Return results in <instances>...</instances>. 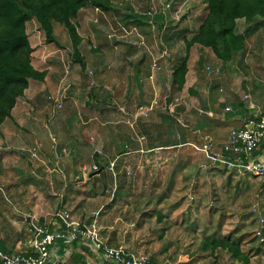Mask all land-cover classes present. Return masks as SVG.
Masks as SVG:
<instances>
[{"label": "rangeland", "instance_id": "obj_1", "mask_svg": "<svg viewBox=\"0 0 264 264\" xmlns=\"http://www.w3.org/2000/svg\"><path fill=\"white\" fill-rule=\"evenodd\" d=\"M108 1L110 7L108 12H110L113 7L121 6L124 2H128L130 0H118L112 2L113 4H111L110 0ZM151 1L152 0L148 1V5L151 4ZM153 1L156 2L158 0ZM205 1L206 0H172V9L168 14L171 15L174 8V12L178 11V13L176 15L172 14L173 19H170L169 16L167 21L165 19L164 30L162 29L163 27L161 28V36H157L154 33L156 39L159 40L160 43L161 41L163 42L160 46V53L166 50L167 54L169 55L168 57H170L167 59V62L172 56H175L176 61L180 63L185 61L186 63L187 72L184 78L185 83L182 90L180 92L173 90L172 81H170V91L168 94L166 91L162 95L164 97L161 98L157 92V96H159L161 100L158 98L154 99L161 101V104H164L166 108H169L163 112L160 111V113H165L170 119L174 120L173 122L176 124L174 129H177V131L180 132V137L182 134H186L187 137L184 139L185 141H181L179 145L176 148L174 147L172 150L167 149L163 151L161 150L160 152H150L143 154V157H133L135 155L125 156L127 160L125 161L126 163L124 165L138 166L134 167L133 169H129V172L131 173L129 178L132 182L130 187L134 188L133 191L137 195H144L148 198V200L138 203L136 202L137 197H133L130 199L129 203L131 204L130 207L133 209L144 208L148 210L147 212L150 218L149 237L151 238L149 239V242L151 243L152 247H154V250H157V248L163 246L162 248H164L166 253L169 254V264L186 261H188V264H197L198 260L205 258L208 259L209 264H264L263 180H256L254 177L241 175L237 173L235 169H226L221 161L213 164L214 167L212 168L213 165L211 164V160L209 158L210 156L215 157L213 153L216 154V156L221 154V146L223 145V141L218 143L219 141H217L212 136H209L211 138L208 136H206L208 138H205V136L201 135L200 133L202 132L201 130L204 129H198L194 126L196 122L203 124L204 120L206 119H208L206 122L208 123L213 122L212 119L216 118L215 116L213 118L208 116L206 111L210 108L209 99L212 98L213 95L223 94L219 89L222 87L224 88V75H227V80L229 79L228 81L233 83L234 80L244 83L255 81L259 86H264V29L259 28L254 31H250V39L244 42V51H239L235 55L234 59L231 61V67H227L225 70H223V68H218L219 73L217 75L212 74L214 72L208 73L205 71L206 66L212 69L217 68L213 61L217 59H215L211 51L206 48H201L196 44L187 49L186 45L184 44V40H190L198 28L197 27L195 29L194 25V29H192V25L184 21L190 16V18H196L197 26H199L202 19H204L206 15ZM136 9H138V6H136ZM96 11H98V14L99 12H102L99 9ZM191 12L193 13L191 14ZM177 15L178 20L176 18ZM74 20L75 17L71 19V24L75 28V24L73 23ZM29 22H27V26H34L36 31V33H32V35L36 37L33 43L34 45L31 48L32 53L38 52L40 50L42 51L44 46L47 44L44 32L39 28L34 19H31ZM178 25L180 26L178 27ZM173 26L178 28L176 32H173L169 35L170 31L166 29L172 28ZM253 26L254 22L247 24L243 20H237L235 32L236 34L242 36V34L247 29L250 30L253 28ZM146 27V31L153 33L148 24ZM133 29L139 32L138 28L133 27ZM53 30L55 31V35L59 38H61L62 34H65L64 40L67 45H65L66 47H63L59 44V47L60 49H63L66 54H68L71 65H75L76 63L74 62V54L68 32L61 24L58 23H53ZM91 31H94L93 27ZM109 31L110 29L108 32ZM138 32H131V34L134 35L131 38L138 36ZM75 33L77 34L76 28ZM103 39L108 42L112 41L111 38ZM138 43L139 42H136V46L133 44V46L130 47V50L137 57L134 63V65L138 67V72L136 74L141 80V83L144 85L147 80V73H143L139 67L144 63L146 68L149 70L151 59H145L144 56L141 55L142 49L138 46ZM155 52H159L157 48ZM182 53L184 57L182 56ZM139 58H142V61L139 60ZM32 60L35 63V58L31 57L30 55V62H32ZM158 60L160 61V59H157V61ZM132 63L133 62H131L130 59L126 57L120 59L117 62L118 65H121L122 67L124 66L126 69V74L128 75L132 74L130 68ZM164 64L163 67L166 69ZM105 67L106 66L103 67V70H99L98 66L95 65L94 73H103L104 75H109L112 70H106ZM81 71H77L76 74L79 75L78 79L80 80V86L77 87H79L78 89L82 93V99H80L81 103L76 106V110L73 109V111L77 112L76 116L78 120L76 119V125H80L79 130L84 133V136L82 139L80 138L81 144L79 149L76 147L77 153L71 152L68 154V152L66 154V158L68 157V159L76 163L83 164V166L86 168V175L88 176L89 174L92 175L97 173V171H92V168L96 166V162L98 165H102L103 163L101 160L96 159L98 156H101V154H98V148L96 146L98 130L95 128H97L101 122L100 120H94L93 117L98 119L99 116H97V114L101 111L112 112L115 110L116 112H119L117 109V106L119 105L115 102L112 103L110 99H107V102L106 100L102 101L101 95L95 97L94 92L97 90V88H95V85L93 87V85L90 83V80L93 78H90L89 75L86 74V71ZM42 76L44 75L42 74ZM28 81L31 82L33 79H28ZM92 81L96 82V80ZM69 82L71 85L73 84L71 80H69ZM236 85L240 86V83ZM63 86L64 84H61L60 82V90ZM24 91L22 95L16 99L14 106L16 107L15 112L19 113L20 117L18 116L17 119H15L16 117L12 118L10 113V116L6 118L9 120H7V123H5L6 127L0 128V156L5 157L4 161L0 160V178L1 176H19L21 173H26L27 168L32 169L37 166L42 167V164L39 162L43 160V158L41 159V148H45L47 150L49 159H53L54 155L52 157L51 154L55 153V150L57 149L56 137L57 139H61L63 142L72 141V139L69 140L70 136L65 134L66 130L64 131L65 135H56L58 134L57 132L56 134H49L52 131L46 130L45 127L41 126L43 122L40 123L39 121L35 120H30V122L35 125L32 128L36 127V131L31 130L33 133L35 132L36 135L33 138L31 137L33 135L30 131L31 127L29 126V122L26 119V115L28 113L35 114L36 112H44V110L50 114H56L63 109L64 100L62 103L60 102L59 105H54L52 101H47L45 99L48 93L40 90V92H38L40 105H37L35 101L24 98ZM69 91L71 92L72 90ZM99 93L101 92H98L97 94ZM233 93L237 94L239 93V90L233 91ZM164 98L166 99L164 100ZM174 99H178V101H174ZM260 99H263V97ZM217 105L219 112L221 111L222 107L220 102L217 103ZM84 107L88 110L84 113L89 114L85 117L86 119L90 120L89 122H86L87 120L83 119V115L80 112V110H83ZM14 116H16V114ZM6 119L4 120L5 122ZM155 119L157 118L155 117ZM140 122L141 121H137L136 124ZM143 122L148 123L150 121L145 120ZM63 123H65L63 126H67L66 121ZM222 124L225 125L224 128L228 130L233 125V121L227 124L222 122ZM63 126H61V128L58 126L54 127V130H61L60 132H63ZM37 128H40L41 131L44 129L42 135L37 131ZM120 128L125 130L127 127L125 125H120ZM150 129L153 130L152 124ZM153 131L158 133L162 132L163 127L155 128ZM125 135L126 133H123V137H120L118 141H115L116 144H119L121 147H123V139ZM103 136L107 138V133L104 132ZM220 136L221 135L218 132V137ZM105 137L103 140L101 137L100 141H106L107 139ZM52 138L54 139V142L51 140ZM160 140L162 141L156 142L162 144L164 143L165 139L161 138ZM169 140H171V138L168 139V141ZM206 140L211 142L213 148L208 158L196 151L197 148L200 147ZM144 143H147V141H141L139 144L143 145ZM145 146L146 144H144L142 148ZM32 149H36V156L34 157H31ZM67 149L68 148H64L63 150L60 149L57 151L58 153L60 152L59 154L65 155V153L69 150ZM125 150L121 149V151H123L122 154H124ZM108 156H110V154ZM162 156L163 159L161 160L159 157ZM164 157V163L166 162L165 164L163 163ZM52 159V166L50 167L51 169L56 170L55 160ZM123 160L124 157L120 156L117 161L118 169ZM134 160H137L138 162L136 165H131L129 161L134 162ZM161 163H163V165ZM199 164L205 166L204 171L198 169ZM17 170L20 172L19 175ZM57 172L58 174H61L60 169L57 170ZM129 172L127 171L126 174L129 175ZM116 174V172L112 173L108 171V169L105 170V168H103V170H101L98 174L94 175L91 179H88L87 182L82 186V189L93 188L96 185H100L99 193L102 199L101 202H104L109 197L108 193L111 192L112 188L114 189V185H116L117 180L119 181L122 178L121 176H125V174L120 176L117 175V178ZM27 175L32 176L33 174L28 173ZM125 181L127 182L128 180ZM55 187L56 186L53 184L49 185V188L52 189V192ZM68 190L70 191L71 189ZM70 193L73 194V192ZM189 197L192 199H189ZM0 200L3 205H6L8 213V216L0 215V218L2 217V224H8L4 225V228L10 232L11 229L9 228V225L14 226V218L11 216V210H13L15 213H17L19 210L12 206V202L6 194L0 193ZM81 202V208L77 211H81L82 206H86V210L89 208L93 211L100 205V202H93L89 205H87V203L85 205L84 200ZM22 203L23 204H21V206H24L26 201H22ZM136 203L138 204L137 206H135ZM25 207L23 208V211H19V213H27L25 211ZM60 209L71 213V211L65 208ZM2 213L3 211H1L0 214ZM76 214V210H73L72 215L75 216ZM166 215L169 217L168 220H170V222H168L169 225H172L169 227L171 231L166 233L164 232L166 228H164L160 230V232H156V221H160L161 219L165 218ZM23 221L24 219L21 218V221L15 220L14 222H16V224H20ZM8 238L9 241L13 242L11 237ZM13 238L15 239V236H13ZM19 238H21L23 244L20 246L21 250L19 252H23L25 251L24 245H28V243L31 241V234L29 230L26 231V233H20ZM226 240H228L230 244L238 246L241 256L245 257L246 259L245 262L237 261L232 257V254L227 248H222V246H220ZM14 251H16L15 244L12 246L11 252Z\"/></svg>", "mask_w": 264, "mask_h": 264}, {"label": "crops", "instance_id": "obj_2", "mask_svg": "<svg viewBox=\"0 0 264 264\" xmlns=\"http://www.w3.org/2000/svg\"><path fill=\"white\" fill-rule=\"evenodd\" d=\"M115 1L118 0H110L111 4ZM135 1L138 9H136ZM148 1L150 0H134V2L128 1L130 3L124 2L121 6L113 7V9L108 13L99 12L98 14V11H96L97 9L90 6H85L77 12L73 23L75 24L77 36L79 38L78 52L79 58L84 64L83 71H81L79 64L76 63L75 65H71L68 54H66V52L59 47V44L63 47H66L65 45H67L64 40L65 34H62L61 38H59L55 35L54 30L53 41L51 43H47L42 51L40 50L31 54V57L35 58V63L33 60L31 62L33 69L38 73H42L44 76L43 79L39 81H28L27 89L23 94L24 98L27 100H33L37 103V105H40L38 98V92H40V90L47 92V96L57 94L60 89L59 86L61 76L65 66H68L69 79L73 82V84L70 89L72 91H68L69 93H66L63 102V109L58 113L50 114L44 110V112H36L35 114L28 113L26 115V119L31 127L30 131H36V127L32 128L35 125L30 122V120H35L40 123L43 122L41 126L45 127L46 130L52 131L49 134H56V132L58 133L56 135L68 134L70 136L69 140L72 139V141L63 142L61 139H57V137L54 136L57 140V149L55 150V153L51 154L52 157L54 155L53 159H51L55 160L56 170L51 169L50 167L52 166V161L47 155V150L45 148H41L40 153L41 159L43 158V160L39 162L42 164V167L37 166L32 169L27 168L26 171L27 174L32 173V176H28L26 173L20 174L18 170L17 172L18 175L20 174L19 176H1L0 193L6 194L12 202V206L16 207L19 211H23V208L26 205L25 211L27 213L22 214L21 212L19 213V211L15 213L13 210L9 209L11 210V216H13L14 221H21V218L24 219V221L20 224H16V222L13 221L14 226L9 225V228L11 229L10 232L4 228V225L8 224H2V217L0 218V251L6 252L7 254L29 253L31 251L30 242L28 245H24L25 251L19 252L21 250L20 246L23 245L21 238H19V234L22 232L26 233V231H28L32 226L40 225L47 227L49 231L55 230L57 228V221L53 219V215L56 211L62 210L60 208H65L71 211L69 214L74 221L82 223L95 221L99 229V238L106 247L122 249L125 253L133 255H144L148 257L149 261L153 264H169V254L166 253L164 248H162L163 246L154 250V247H152L149 242V239L151 238L149 237L150 218L147 212L148 210L144 208L133 209L130 207L131 204L129 202L133 197H137L136 202L138 203L148 200L147 196L137 195L133 191L134 188L130 187L132 182L129 178L131 174L129 169L136 167V163L138 161H129L131 165L134 164L136 166L124 165L127 160L125 158L126 155L143 157V154L150 152H160L161 150L163 151L167 149L172 150L174 147L176 148L181 141H185L184 139L187 137L186 134H182L180 137V132H178L177 129H174L176 127V124L173 122L174 120L170 119L167 114L160 113V111H162L161 109L155 110L156 112H152L150 117L147 119L150 121L148 123L141 121L132 128H130L126 123L127 116L132 114L137 106L147 104L154 98L161 100V98L164 97L162 95L166 91L168 94L170 91V81L173 69L181 65L180 62L175 60V56H172L168 62L167 59L159 58L160 46L163 42L161 41L160 43V41L156 39L154 32L151 33L150 31H146L147 27L142 16L143 12H145L149 6ZM192 13L193 12H191V14ZM168 16L170 19L173 17L172 14H167V18ZM155 20L157 21V27H159V23L163 21L162 17L158 16ZM31 22L34 23L33 21ZM184 22L190 23L192 25V29H194V25L195 29L198 27L196 18H190L189 16ZM27 25L28 23L26 24V34L29 45L32 48L36 39L32 33H36V31L34 26L31 27ZM179 26L180 25H178V27ZM92 27L94 28L93 32L91 31ZM133 27L138 28L139 32L133 29ZM177 28L173 26L172 28H167L166 30L170 31V35L171 33L176 32ZM109 29L110 31L108 32ZM131 32H138L137 34H140V37L144 40L145 47L141 48V55H143L145 59H151V63L156 59H160L157 63L158 66H160L161 71L154 75V79L152 81L148 80V76L152 74L150 66L148 70L144 63L143 65H140L139 69L141 68L143 73H147V80L144 85L141 83V80L136 74L138 72V67L134 65V63L137 57L130 50V47H132L133 44L136 46V42H138L139 39L137 36L131 38L134 36ZM103 38H111L112 41L108 42ZM249 39L250 37L248 36L247 40ZM156 48L159 52H155ZM182 56L184 57L183 53ZM125 57L129 58L130 61L133 62L130 67L132 71L131 75L126 74L124 66L122 67L117 64L120 59ZM139 60L142 61V58H139ZM213 61L217 68L221 67L219 61ZM163 64L166 66V69L163 67ZM95 65L98 66L99 70H103V67L106 66V70L112 71L109 75H104L103 73L96 74L94 73ZM77 71H86V74H90L89 77L93 78L90 80V83L93 87L95 85V88H97L94 92L95 97L101 95L102 101L106 100L107 102V99H110L112 103L115 102L119 105L117 106L119 112H116L115 110H113L115 112L101 111L97 114V116H99L98 119L93 117L94 120H100L101 122L98 127L95 128L98 130L96 146L98 148V154H101V156H98L96 159L101 160L103 163L102 165H98L96 162V166L98 167L97 173L92 175L89 174L88 176L86 175V168L83 164L76 163L68 159V157L66 158V154L68 152V154L71 152L75 153L76 147L79 149L81 139L84 136V133L79 130L80 125H76L77 112L73 111V109L76 110V106L81 103L80 99H82V93L79 91V87H77L80 86V80L78 79L79 75L76 74ZM227 77V75L223 76L225 82L224 88L222 87L219 89L223 94L213 95V97L209 99L210 108L206 111V114H208L211 118L214 116L216 118L212 119L213 122L206 123L208 120L206 119L203 124L197 122L194 124L195 128L204 129L201 130V135L205 136V138L212 136L219 141L218 143L222 141L224 143L229 131L240 128L243 121L253 114V112L248 109L249 106H254L259 109L261 104L264 102V86H259L255 81L244 83L234 80L233 83L228 81L229 79L227 80ZM92 80H96V82H93ZM238 83H240V86L236 85ZM237 90H239V93H233V91ZM98 92L101 93L97 94ZM157 92L161 98L157 96ZM261 97H263V99H260ZM165 99L166 98H164V100ZM164 100L162 101L165 102ZM219 102L222 109L218 112L217 103ZM226 107H230L231 112L225 113L224 110ZM15 111L16 107L13 108L11 117H16L15 119H17L18 116L20 117V114ZM85 111H88L85 107L83 110H80L83 115V119L87 120L86 122H89L90 120L85 118L89 114L84 113ZM15 114L16 116H14ZM155 117L157 119H155ZM7 120L8 119L0 125V128L6 127L5 123H7ZM64 121L67 122V126H63V124H65L63 123ZM231 121H233V125L228 130L224 128L225 125H223L222 122L227 124ZM151 124L153 130L155 128L163 127V131L159 133L153 131L150 129ZM120 125H125L127 128L122 130ZM57 126L60 128L63 126V132H60L61 130H54V127ZM65 130L67 133L65 132L64 134ZM37 131L42 135L44 129L41 131L40 128H37ZM104 132L107 133V138L103 136ZM218 132L221 135L220 137H218ZM123 133H126V135L123 139V147H121L119 144H116L115 141H118L120 137H123ZM32 135L33 136L31 137L33 138L36 135L35 132H32ZM138 136L143 137L145 139L144 141H147V143H144L146 144L145 147L142 148L144 144L141 145L136 141V137ZM101 137L102 140L104 137L107 139L104 141L105 143L100 141ZM161 138L165 139L164 143L159 144L156 142L162 141L160 140ZM170 138L171 140H169V142L168 139ZM103 143L108 146H105ZM64 148H68L69 150L67 149L68 151L65 155L59 154L60 152L58 153L57 150H63ZM121 149H126L124 154H122L123 151H121ZM109 154L110 156H108ZM120 156H123L124 160L118 169L117 161ZM253 157L258 161L264 162V144L254 153ZM159 158L162 160L163 156ZM0 160L4 161L5 157L0 156ZM164 161L165 157L163 163ZM112 162H114L113 172L117 173L116 176L125 174V178L121 176L122 178L119 181L117 180L116 185H114V189L112 188L111 192L108 193L109 197L106 201L101 202L102 199L99 193L100 185H96L93 188L88 189H82V186L88 179H91L94 175L103 170V168L107 170L108 165ZM163 163L161 164L163 165ZM59 169L61 170V174H58L57 172ZM127 171L129 172V175L126 174ZM124 179L128 181L126 182ZM254 179L261 180L259 178ZM51 184L56 186L55 189H53V192L52 189L49 188V185ZM68 189L71 190L69 191ZM70 192H73V194ZM82 200H84L85 205L86 203L89 205L93 202H100V205L93 211L89 208L86 210V206H82V210L77 211L81 208ZM22 201H26L24 206H21V204H23ZM137 205L138 204L136 203L135 206ZM73 210H76L77 214L75 216L72 215ZM1 211H3V213L0 215L8 216L7 207L6 205H3L0 200V213ZM168 219L169 217L166 215L165 218L161 220L159 219L160 221H156L155 226L157 227V231H155L160 232V230L164 228H166L164 231L166 233L171 231L169 227L172 225H169L168 222H170V220ZM13 236H15V239ZM8 237H11L13 242L9 241ZM14 244L17 252H11ZM49 251V264H103L101 254L95 251L88 243L63 244L62 242H57L54 246L49 248ZM174 264H188V261L176 262ZM197 264H209L208 259H200L197 261Z\"/></svg>", "mask_w": 264, "mask_h": 264}, {"label": "trees", "instance_id": "obj_3", "mask_svg": "<svg viewBox=\"0 0 264 264\" xmlns=\"http://www.w3.org/2000/svg\"><path fill=\"white\" fill-rule=\"evenodd\" d=\"M205 3L204 19L196 33L190 40H184V44L187 49L195 44L209 49L221 63L220 68L225 70L231 67L235 55L244 49L250 31L264 29V0H206ZM87 5L102 12H108L110 8L108 0H0V125L10 116L16 99L27 88L28 79H43L30 62L32 50L26 34V23L34 19L44 32L47 43L53 41V23L61 24L68 32L74 62L83 71L84 64L78 52L79 38L71 19ZM237 20L247 24L254 22V26L242 36L238 35L235 32ZM186 72L185 61L173 69L171 81L176 92L182 90ZM220 246L227 248L237 261H246L238 246L230 244L228 240Z\"/></svg>", "mask_w": 264, "mask_h": 264}, {"label": "built area", "instance_id": "obj_4", "mask_svg": "<svg viewBox=\"0 0 264 264\" xmlns=\"http://www.w3.org/2000/svg\"><path fill=\"white\" fill-rule=\"evenodd\" d=\"M134 2V0H130ZM172 0H158L151 1L147 10L143 12L142 16L145 22L150 27L151 31L157 36L162 35L164 30L165 19L167 21V14L171 12ZM175 10V8H174ZM172 11V14L178 13ZM174 12V13H173ZM179 15V14H178ZM177 15V20H178ZM158 16H161L163 21L159 23L160 30L157 27ZM173 19V17H171ZM156 29V32H155ZM138 46L145 47L144 40L138 35ZM169 55L164 50L160 53V59H168ZM150 69L152 74L148 76V80L154 79V75L160 71L157 59L151 63ZM205 71L217 75L219 73L218 68L212 69L208 66L205 67ZM90 75V74H89ZM69 69L68 66L64 67L61 84H64L62 89L57 94L47 96V101H52L54 105L65 99L67 91L72 88L69 82ZM178 101V99H174ZM161 109L165 111L166 106L161 104L159 100L152 99L147 104H141L136 107L132 114L127 116L126 123L132 128L137 121L147 120L153 111ZM248 109L253 114L245 119L240 128L232 129L229 131L226 140L221 146V154L217 155L213 153L215 157L210 156L211 164H216L218 161L224 165L226 169H235L237 173L245 176L259 178L264 182V162L258 161L253 157L254 153L264 144V102L259 109L254 106H249ZM225 113L231 112L230 107L225 108ZM54 142V139H51ZM136 141L140 143L144 141L143 137H136ZM35 150L32 149L31 157L36 156ZM212 144L206 140L200 147L197 148V152L203 154L206 158L212 152ZM34 152V153H33ZM214 165L212 166V168ZM114 162L110 163L107 167L108 171L113 173ZM199 170H205L204 165L198 166ZM93 172L98 171V167L92 168ZM189 199H192L189 197ZM253 208V207H252ZM53 219L57 221V228L53 231H49L45 226H32L29 229L31 234V251L27 254H7L0 251V264H49L50 251L49 248L54 246L57 242L66 243H88L95 251L101 254L103 264H153L149 261L148 257L144 255H133L125 253L122 249H113L106 247L100 240L98 232L99 229L95 221L90 223H82L74 221L69 212L66 210H58L54 213ZM260 233V232H259Z\"/></svg>", "mask_w": 264, "mask_h": 264}]
</instances>
